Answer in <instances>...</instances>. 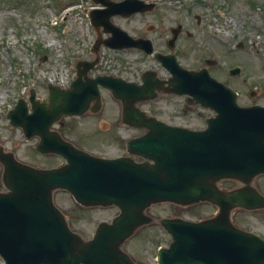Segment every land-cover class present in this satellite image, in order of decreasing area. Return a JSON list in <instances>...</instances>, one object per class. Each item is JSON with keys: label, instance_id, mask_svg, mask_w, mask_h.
<instances>
[{"label": "water", "instance_id": "95a60500", "mask_svg": "<svg viewBox=\"0 0 264 264\" xmlns=\"http://www.w3.org/2000/svg\"><path fill=\"white\" fill-rule=\"evenodd\" d=\"M90 17L98 31L92 46L96 57L79 60L77 77L69 87L48 86V96L39 100L32 89L29 101L20 98L8 112L10 123L21 127L27 139L38 136L36 148L55 153L65 162L39 167L19 160L0 145L3 165L0 190V264H137L124 250L126 241L151 222L147 209L154 203L191 205L209 201L218 213L200 221L164 218L172 234L168 247L158 253L159 264H264V238L232 221L236 208H264V195L252 185L264 173V105H241L238 92L210 73L217 61L190 69L175 53L154 52L149 38H135L112 21L114 15L130 16L153 10L155 3L143 0H94ZM111 33L103 37L101 27ZM181 25L172 28L174 46ZM102 45L113 48H143L170 71L162 79L153 70L142 73V83L121 76H90L100 62ZM241 68L230 70L240 74ZM102 89L122 103L123 121L148 130L128 141L130 155L102 157L77 147L53 128L63 116L98 112L103 106ZM160 92L188 95L192 103L216 112L207 127L192 129L169 125L139 107ZM30 103V105H29ZM235 179L244 185L222 189L218 182ZM67 190L83 206H118L111 221L99 223L85 239L70 228L54 193Z\"/></svg>", "mask_w": 264, "mask_h": 264}, {"label": "rangeland", "instance_id": "374dc122", "mask_svg": "<svg viewBox=\"0 0 264 264\" xmlns=\"http://www.w3.org/2000/svg\"><path fill=\"white\" fill-rule=\"evenodd\" d=\"M154 1L158 4L153 12L136 14L129 19L115 17L113 21L126 29L135 25L161 51H171L167 45L171 27L182 24L183 32L174 51L184 66L197 69L205 65L206 58L214 57L219 62L211 72L239 92V103L264 105V0ZM93 4L92 0H0V145L14 151L25 162L50 167L63 159L39 152L36 149L39 138L27 140L20 127L10 124L8 111L19 98L28 100L31 89L36 90L39 99H44L49 84L68 85L76 77L74 64L79 59L96 56L91 52L97 37L89 17ZM149 24L155 28L148 29ZM240 44L243 45L239 47ZM101 56L102 62L90 75L114 74L137 82H141V74L147 69L157 71L164 78L170 75L153 54L135 48L103 47ZM237 65L242 67V73L231 76L228 70ZM255 84L259 89L251 96ZM103 100L98 113L63 117L61 122L65 127L61 130L66 138L94 154H125L126 137L136 136L140 130L122 123L119 100L107 91H103ZM139 106L150 114L191 128L205 127L206 118L215 114L191 103L185 95L160 93L153 100L140 102ZM2 171L0 163V188ZM223 181L227 187L236 184ZM239 185L242 184L239 182ZM253 185L264 194V174L255 177ZM55 198L72 227L87 238L93 235L101 220H111L118 213L116 206L82 207L66 190H57ZM216 208L205 201L188 206L156 204L151 209L156 219L140 228L125 248L139 264H158L159 247L171 241L160 223L161 217L179 214L199 220L211 216ZM232 219L238 226L264 238V208H238Z\"/></svg>", "mask_w": 264, "mask_h": 264}, {"label": "flooded vegetation", "instance_id": "af4514ba", "mask_svg": "<svg viewBox=\"0 0 264 264\" xmlns=\"http://www.w3.org/2000/svg\"><path fill=\"white\" fill-rule=\"evenodd\" d=\"M118 17H120V18H122V19H129L130 17H122V16H118ZM148 27H150V28H155V25L154 24H151V25H147ZM127 30L131 33V34H133V35H136V36H139V35H141V36H146L145 34H141V31L140 30H138V28L135 26V25H131V26H129L128 28H127ZM181 33H182V31H181ZM180 33V34H181ZM240 45H243V44H240ZM215 67V66H214ZM255 82V81H254ZM253 82V83H254ZM257 82H258V80H257ZM259 88H258V86H257V84H255V86L252 88V90L251 91H253V93H255V92H257V90H258ZM160 119H162V118H160ZM122 120H123V118H122ZM162 120H164L165 122H167V123H169V124H174V125H176L177 123H174V122H172V121H169V120H165V119H162ZM60 125V127L58 128L59 130H61V129H63L64 130V127H65V125H64V123L62 124V123H60L59 124ZM178 125V124H177ZM181 125V124H180ZM110 127H112V125L110 126ZM137 130H140V133H138V135H141L142 133H144L145 131H146V129L145 128H136ZM63 132V131H62ZM63 134H64V132H63ZM65 135V134H64ZM129 138H131V137H126V139H125V146H126V144H127V142H128V139ZM122 155H124V154H119V155H116V156H122ZM112 157H114V156H112ZM136 158V160L137 161H141V160H143V158H141V157H137V156H135ZM63 161V160H62ZM152 209V208H151ZM150 211V210H149ZM148 211V212H149ZM164 216H170V215H164ZM170 217H182L181 215H179V214H174V215H172V216H170ZM184 218V217H183ZM152 220H153V217H152ZM162 220V219H161ZM161 220H160V222H161ZM70 222V221H69ZM70 225H71V223H70ZM72 226V225H71Z\"/></svg>", "mask_w": 264, "mask_h": 264}, {"label": "bare ground", "instance_id": "6f19581e", "mask_svg": "<svg viewBox=\"0 0 264 264\" xmlns=\"http://www.w3.org/2000/svg\"><path fill=\"white\" fill-rule=\"evenodd\" d=\"M55 42H51L50 44H54Z\"/></svg>", "mask_w": 264, "mask_h": 264}]
</instances>
